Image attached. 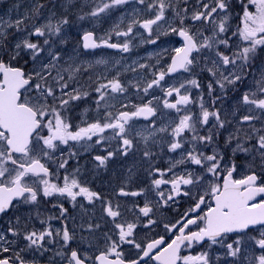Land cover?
Instances as JSON below:
<instances>
[{
  "label": "snow or ice",
  "instance_id": "obj_1",
  "mask_svg": "<svg viewBox=\"0 0 264 264\" xmlns=\"http://www.w3.org/2000/svg\"><path fill=\"white\" fill-rule=\"evenodd\" d=\"M0 264H264V0H10Z\"/></svg>",
  "mask_w": 264,
  "mask_h": 264
},
{
  "label": "trees",
  "instance_id": "obj_2",
  "mask_svg": "<svg viewBox=\"0 0 264 264\" xmlns=\"http://www.w3.org/2000/svg\"><path fill=\"white\" fill-rule=\"evenodd\" d=\"M9 2L10 0H3V3H0V7L5 8Z\"/></svg>",
  "mask_w": 264,
  "mask_h": 264
},
{
  "label": "rangeland",
  "instance_id": "obj_3",
  "mask_svg": "<svg viewBox=\"0 0 264 264\" xmlns=\"http://www.w3.org/2000/svg\"><path fill=\"white\" fill-rule=\"evenodd\" d=\"M3 9H4V8H1V7H0V11H2Z\"/></svg>",
  "mask_w": 264,
  "mask_h": 264
}]
</instances>
